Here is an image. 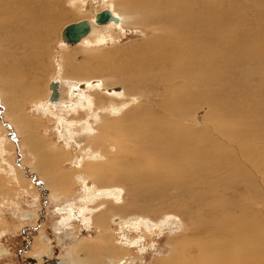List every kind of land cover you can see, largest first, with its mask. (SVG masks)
Returning a JSON list of instances; mask_svg holds the SVG:
<instances>
[{
	"label": "rangeland",
	"instance_id": "rangeland-1",
	"mask_svg": "<svg viewBox=\"0 0 264 264\" xmlns=\"http://www.w3.org/2000/svg\"><path fill=\"white\" fill-rule=\"evenodd\" d=\"M131 1H138L139 6L133 5L129 9V3L130 5L134 4H131ZM143 1L146 0L105 1L104 3L111 5L114 11L119 14L122 13L121 15L124 14L125 20L121 22L119 27L113 26L111 23L102 27H93L95 33L90 35L91 37L88 36L87 41L74 47L61 45L62 31L70 24L82 20L92 21L93 13L91 9L89 10L91 0L62 1L60 4L61 11L67 13L68 18L58 25L52 43L45 49H31L28 47L26 50L20 46L21 52L18 48L20 44L14 41L6 40L7 43L5 41L4 44L1 43L0 55L1 53L4 55L3 61H6V64L3 62V66L0 65V158L5 161L3 165L0 164V167L4 168H0V264H49L47 260H59L64 264H107L108 261L117 263L121 259L124 263L126 261L130 262L129 264H156L159 260L167 259L172 247L179 245L177 243L182 238L186 239L191 233L195 221L194 213L199 209L197 204L188 205L185 202L181 204L175 197L177 192H169L170 197L167 196L165 199L163 197L153 198L152 201L146 196V193H149L147 190L151 188V183L142 182L140 175H147L149 168L155 165L153 160L152 165H145L144 163L133 165L134 169L131 168L126 176L131 181L127 178L115 181L111 176L117 173L119 165H111L113 167L110 169L111 171L106 168L107 165H104L107 162L106 157L109 158L108 161H112L116 152V154H122V151L127 152L130 150V146L126 144L124 134H121L120 131L121 126H123L122 123L130 114L135 113L136 108L143 107L146 109L150 104L155 106L164 98L162 95L164 90L161 91L163 86H159L156 81L158 91H161L160 95L162 96L159 95V98L157 95L153 97L154 100L137 92L138 88L131 87L128 82L129 78L138 75L139 65L146 63L144 60L150 52V40L153 36L161 33V31H157L156 35H153L154 31L148 28L149 25L157 23L158 15L153 7L152 10L147 9L148 12L144 11L145 9L140 10V6H142L140 4ZM235 2L241 3L240 8H244V6L249 8L246 10L240 9L237 17H241L243 14L251 19L258 17L255 14H259L258 10L261 9L258 7L259 2L252 5L249 4L248 0H226V5L224 3L223 8ZM100 10L102 8L98 9L97 13ZM149 11H153L156 15ZM14 34L16 36L21 35L19 31L14 32ZM17 53L18 57L15 56ZM8 58L9 61H7ZM72 59L77 61L79 67L75 66L74 68L71 66L73 65ZM26 61L27 63H25ZM88 63L95 68L94 70L101 69L94 75H88ZM12 64L18 65L17 67L24 70L11 72L14 75H9L10 72L6 73L4 67L12 66ZM82 69H85V71L78 73ZM151 71L155 73V71ZM175 72V76H173L174 73H170L171 76H169L171 77L170 84L174 85L173 89L170 90L173 97L177 99L180 96L178 99L182 97L183 100L190 93L195 101L204 102L201 111H195L194 116L199 113L200 117L211 118L213 112H218V110L211 108V104H208L209 101L206 99L211 94H215L214 92H220L219 96L224 100L222 106H226V109L233 105L229 99L233 98L243 87L246 88V91L250 89L254 90L255 93L264 95V90L258 88L263 80L257 71L238 74L239 78L236 80L238 83L233 80V75L228 72L221 74L223 76L221 84L218 78L217 81L215 77L209 76L207 79L203 77L202 83L199 84L201 87L198 85L200 78L197 77L196 82L191 80L193 84L191 81H186V84L180 80L179 73ZM245 75H247L246 79L241 78ZM54 77L72 81L73 87H71L72 89L62 87L61 106L52 108V110L48 109V112L40 105L47 101L50 94L49 84ZM231 79L234 81L235 86L229 85ZM16 80L19 83H15ZM91 80L93 81L90 82ZM108 81L109 83H107ZM178 81L181 84L178 85ZM28 82L29 85H27ZM175 83L178 85L177 87ZM24 84L27 89L22 88ZM181 87L183 88L181 89ZM186 87L187 89L192 88L187 90ZM212 88H215V90ZM180 89L181 92H179ZM207 91H211L210 95ZM203 93L204 96H202ZM225 95L227 96L225 97ZM244 96V94H241L239 100H242ZM155 107H158V105ZM216 108H218L217 105ZM221 111L218 114H221ZM261 112H264V110ZM223 115V119L228 116V114L226 116V113ZM213 121H217L218 130H220L219 122H222L220 115H215L209 122ZM229 121L224 122L221 128V131L224 129V132H227L226 134L220 131L218 134L206 133V136L218 141V148L224 150V155L232 159L233 165H244L243 169L245 168L247 171L248 177L252 178L253 175V179L261 185L257 176L258 173L251 171L247 165H255L249 157L260 155L261 149L264 147L262 138L264 132L262 131L260 135L255 133H252V135L241 126H234ZM198 122L200 123V121ZM98 123L104 124V134H102V130H99L98 134L96 126ZM204 124L206 127L208 126L206 121ZM191 125H196V123L192 122ZM112 127L114 130H112ZM140 128H144V125ZM207 129L209 130V127ZM61 131H67V137H64ZM121 135L123 136L121 137ZM98 136H102L98 148L91 146L90 140L92 141ZM107 139L110 141L109 144ZM117 140L120 141H118L119 144L124 143L125 146L121 148L122 144L116 146ZM149 142L151 145L149 155L153 156V148H158L154 156L156 159V155L159 156L162 152L163 143L154 136L153 142ZM32 145H36L38 148H34ZM104 145L109 146L105 149ZM74 147L89 158L86 157L85 159L86 163L88 161L89 164L86 165L84 162L82 168L80 167L82 169L80 171L86 174L88 180L86 188L91 193L100 191L95 193L97 196L100 194V196L97 198L92 197L88 201V203L92 201L91 204L85 208L83 207L85 209L84 214H80L78 218L73 217L70 212H64L63 215L57 213L59 207L70 205L71 208H69L72 210L76 204L83 203L81 199L84 198V187L78 185L72 179L73 175L76 174L74 171L75 165L72 164V160L70 161L72 155L75 154ZM132 147L139 152L141 159L145 158L141 151V144ZM119 148L123 149L120 150ZM241 148L246 150L243 157L235 159L228 156L237 153V149L240 150ZM113 150L115 151L113 152ZM94 151L103 162H98L93 158L92 153ZM46 152L54 154L46 156ZM90 153L93 156H90ZM55 154L56 160L53 159ZM119 156L117 158L121 159ZM114 162H119V160ZM222 162L223 158L210 161L212 165H222ZM160 165H167V163L162 162ZM231 172L234 182L237 181L240 174ZM101 175L104 179L103 177L100 178ZM130 175L131 177H129ZM216 176L214 180H218L220 183L222 177ZM224 184L227 185V183ZM199 186L197 185L195 188L198 189ZM216 187L220 189L221 194L231 190L229 185L218 184ZM239 188L243 189L244 185L239 186ZM101 191L106 192L101 194ZM259 191L264 195L263 189L260 188ZM241 192L234 196L238 199V203L244 202V198L251 196L250 193ZM4 195L5 197L9 196L12 202L10 200L5 201ZM232 198L230 197V199ZM186 200L190 201V198L186 197ZM31 214V218L30 216L25 218V216ZM117 217L122 224L113 225L111 220ZM129 218H136L138 221L127 223ZM87 249H92L93 257L91 259ZM88 258L92 260L89 263L87 262Z\"/></svg>",
	"mask_w": 264,
	"mask_h": 264
},
{
	"label": "bare ground",
	"instance_id": "bare-ground-1",
	"mask_svg": "<svg viewBox=\"0 0 264 264\" xmlns=\"http://www.w3.org/2000/svg\"><path fill=\"white\" fill-rule=\"evenodd\" d=\"M62 1L63 0H0V45L1 43L4 44V41L7 43L6 40H9L20 44L18 48L20 46L25 49L28 47L31 49H45L46 47H49L50 43H52L51 41L54 39L58 25L68 18L67 13L61 11L60 4ZM105 1L107 0H91L89 10L91 9L93 17L97 13L98 9L102 8L99 13L104 9H109L113 15L120 19L121 24V22L125 20V16H123L124 14L121 15L122 13L119 14L114 11L111 5L104 3ZM146 1H143L140 4L142 6H140L141 9H139H145L144 11L148 12L147 9L152 10L153 7L154 11L158 15V21L154 25H149L151 24L149 23L148 28L154 31L153 35H156L157 31H161V33L153 36L150 40V52H148L149 55L144 60L146 63L140 64V67L138 66V75L133 78H129L128 82L131 87L138 88L137 92L143 94V96L149 98L151 97V99L157 95L159 96L160 92L164 90V92L162 91L164 98L162 101H158V107H155L157 105L153 106V104H150L148 106L149 109H144L143 107L136 108V112L130 114V116L122 123L123 126H121L122 128L120 130L121 134H124L127 141L126 144L130 146V150L127 152L122 151V154L119 153L121 156L116 154V152L114 157L112 156V161H108L109 158L107 157L105 158L104 152V158L107 159V162L105 161L106 164L104 165H107L106 168L109 170L113 168L111 165H119L117 173L111 176V178L115 179V181L124 180L126 178L131 181L130 178L126 176L127 172L133 168V165H137L139 163L152 165L153 160L155 165H152V168H149L147 175L139 174L142 182L145 181L147 183H151V188L147 190L149 193H146V191L143 190L145 191L146 196L152 201L153 198L163 197V199H165L167 196L170 197L171 195H169V192H177L175 197L181 204L185 202L188 205L192 203L198 205L199 209L194 213L195 221L193 223L191 233H189L186 239L182 238L181 241L177 243L179 245L172 247V251L167 259L159 260L156 264H264V195L259 191L260 188L264 190V147H262L258 157H249L250 161H252L255 165H252L251 163V165H247L251 171L258 173L257 176L261 182V185H259L258 182L253 179V175L252 178L248 177L247 171L245 168L243 169L244 165H233L232 159L224 155V150L218 148V141L211 139V137L207 138L206 136V133L218 134L223 127V123H226V121L229 120V123H233L232 125L237 127L241 126L250 134L255 133L260 135L262 131L264 132V112H261L264 110V95L262 96L255 93L254 90L250 89H247L246 91V88L243 87L233 98L229 99L233 105H230L226 109V106H222L224 100L220 98V92H217L218 94L214 92L215 94L210 95L211 91H207L210 96L205 97H207L206 99L209 101L208 104H211V108L213 110H218V112L222 110L221 114H218L217 111L211 114V118L215 117V115H220L221 117L222 122H219L220 130H218L217 121L209 122L211 121V118L200 117L199 113L194 116V112L199 111L202 108L204 103L203 101H195L190 96V93H188L189 96L185 97L183 100L182 97L181 99H178L180 96H177V99L173 97L170 90L173 89L174 85L170 84L171 77H169L171 76L170 73L177 71L181 77L180 80L185 83L186 81L191 80L196 82L195 79L198 77L200 78V80H198L199 85L202 83L203 77L207 79V77L210 76L215 77L216 79L218 78L221 84V80L223 78L221 74L228 72L230 75H233V80L238 83L236 81L239 78L238 74L257 71L263 80V83L258 86V88L264 90V0H248L249 4L251 3L252 5L259 2L258 7L261 9L258 10L259 14H255V16H258L255 19L248 18L246 14H243L241 17H237L240 9H249L245 8L243 4L244 8H240L241 3L239 4V2L230 3L226 8H223L224 3L226 5V0H148L149 3ZM131 4L132 5L129 3V9H131L133 5L136 7L139 6L138 1H131ZM133 8L135 9V7ZM120 24L117 27H119ZM93 27L95 28V26ZM17 31L21 33V35L19 34L20 37L14 34V32ZM94 33L95 31L93 29L89 34V37H91L90 35H93ZM86 39L82 42L87 41ZM60 43L65 46L62 41ZM3 56L4 55L1 53V67L3 66V62H6L3 61ZM15 56L18 57V53ZM143 57L145 58V56ZM9 58L11 57L9 56ZM9 58L7 61H9ZM71 61L73 62V65L71 66L74 68L75 66H78L76 60L72 59ZM67 62L69 63V60ZM25 63H27V61ZM17 66L13 64L12 66H7L8 68L5 66L4 70L7 71L6 73L9 71V75L13 72L24 70L23 68L21 69ZM94 69L95 68L92 67L91 64H87L88 75H94V73L98 72L101 68L96 70ZM151 70L155 71V73ZM84 71L85 69H82V71L78 73H83ZM175 73L173 76H175ZM246 76L247 75L241 76V78L246 79ZM233 80L231 79L229 81L230 86H235L233 84ZM53 81L60 82L64 88L68 87L72 89L71 87H73L72 81H66L65 79H60L59 77L57 79L54 77ZM92 81L93 80L90 82ZM155 81L159 84V86H163V89L160 88V92L158 91V86ZM193 81H191L192 84ZM65 82L67 85L64 84ZM99 82L101 81L99 80ZM15 83H19L18 80H16ZM107 83H109V81ZM25 84L22 88L26 86ZM177 84L179 85L181 83L178 81ZM177 84L176 87L178 86ZM27 85H29V82ZM182 88L183 87H181V89ZM191 88L192 87L189 89ZM181 89L179 92H181ZM212 89L215 90V88ZM241 94H244L245 96L242 100H239V96H241ZM202 96H204V93ZM226 96L227 95H225V97ZM99 100L102 101L101 99ZM216 105L218 108H216ZM40 107L47 109L46 111H48V109L52 110V108H57L58 105H52L47 99V101L41 103ZM224 113H226V116L228 114L225 119L222 117L224 116ZM198 121H200V123ZM205 121L208 123L207 127L204 124ZM192 122H195L196 125H191ZM142 125H144V128H140ZM27 126H29V124H27ZM96 126L97 132L102 130V134H104V124L98 123ZM106 127L107 126L105 125V128ZM208 127L209 130L207 129ZM112 130H114L113 127ZM61 132L64 137H67V131ZM221 132L224 134L227 133L224 132V129ZM152 135L156 137L158 141L163 143V148L161 149L162 152L159 156L156 155V159L154 156L158 148H153V156L151 154L149 155V151L151 149L149 141L153 142ZM122 136L123 135H121V137ZM262 138L264 140V136ZM123 139L121 138V140ZM124 140L123 142H125ZM101 141L102 136H98L97 138H94V140H90V144L91 146L93 145L97 147ZM118 141L119 140L116 141L117 143L115 142L116 146L120 142ZM107 142L109 144L110 141L108 140ZM121 144L122 143H120L119 146ZM136 144L142 145L141 151L145 157L144 159H141L139 152L132 147ZM32 146L34 148H38L36 145ZM108 146L109 145H106L105 149ZM124 146L125 145L120 146V148ZM75 147V154L70 158V161L72 160L73 162L71 163L75 165L74 171L76 173L73 175L72 179L74 182H77L78 185L84 187L85 194L84 198L81 199L83 200V203L80 205L76 204L72 210L70 209V205L59 207L57 209V213L59 215H63L64 212H70L73 217L78 218L79 215L84 212V208L92 202L88 203V201L94 196L97 198L100 194L97 196L95 193L98 191L91 193V191L86 188L88 180L86 174L80 170H82L81 168L82 165H84V162L86 165L87 163L89 164V162L87 161L86 163L85 159L87 156L82 154L81 151H77ZM114 151L115 150H113V152ZM97 152L99 153V151ZM245 152L246 150L241 148L240 150L237 149V153L233 155L229 154L228 156L235 159L239 157L241 158L245 155ZM50 154L54 153L46 152V156ZM92 154L90 153V156H93L96 161H102L99 155L95 154V151ZM100 155L102 154L100 153ZM117 156H119V158L121 157V159H118ZM217 158H223L222 165H212L210 163L211 160ZM53 159L56 160V154ZM87 159L89 158L87 157ZM113 160H119V162H114ZM4 162L5 161L0 158V164L3 165ZM162 162L167 163V165H160ZM10 169L13 171L12 168ZM123 171L124 173H122ZM231 171L240 174L239 179L235 182L232 178ZM216 175L222 177L220 183L218 180H214V178L217 177ZM225 175L227 177H224ZM102 177L103 175H101L100 178ZM129 177H131V175ZM224 183H227L231 190L221 194L220 189H218L216 185L221 184L227 186ZM197 185H200L198 189L195 188ZM243 185V189L239 188V186ZM241 191L250 193L251 196L244 198V202L238 203V199L234 196L238 193H242ZM103 192L104 191H101V194H105L106 191L104 193ZM186 197H189L190 201H187ZM230 197L233 198L230 199ZM4 198L5 201H11L9 196L5 197L4 195ZM114 219L115 218L112 220ZM101 220L100 223L102 222ZM137 221L138 220L136 218H129L127 223H134ZM120 223L122 224L119 219V224ZM91 250L92 249H87V251H89L88 254L90 259L93 257V252ZM90 261L92 260H89L88 258L87 262L89 263ZM111 263L129 264L130 262L126 261L124 263L122 259L117 263L112 261L107 262V264Z\"/></svg>",
	"mask_w": 264,
	"mask_h": 264
},
{
	"label": "water",
	"instance_id": "water-1",
	"mask_svg": "<svg viewBox=\"0 0 264 264\" xmlns=\"http://www.w3.org/2000/svg\"><path fill=\"white\" fill-rule=\"evenodd\" d=\"M112 24L113 26H118L120 24V19L113 15V13L109 9H104L100 13H96L92 19L82 20L77 23H73L65 27L61 34V41L68 47H74L79 45L83 40H85L89 34L93 30V26H105L108 24ZM67 85V83H64ZM50 95L48 97L49 103L52 105H61V92L62 85L58 81H52L49 86ZM32 217L31 215H27L26 217ZM113 225L119 223V219L115 218L111 220ZM46 261V260H45ZM49 264H64L59 260H47Z\"/></svg>",
	"mask_w": 264,
	"mask_h": 264
},
{
	"label": "crops",
	"instance_id": "crops-1",
	"mask_svg": "<svg viewBox=\"0 0 264 264\" xmlns=\"http://www.w3.org/2000/svg\"><path fill=\"white\" fill-rule=\"evenodd\" d=\"M26 226H28V225H26ZM24 229H25V227H24Z\"/></svg>",
	"mask_w": 264,
	"mask_h": 264
}]
</instances>
